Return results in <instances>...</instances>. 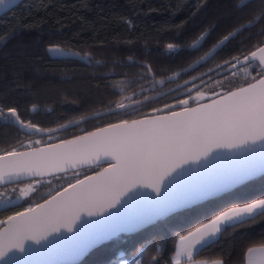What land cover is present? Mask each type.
Listing matches in <instances>:
<instances>
[{"label": "snow or ice", "instance_id": "6c2138e0", "mask_svg": "<svg viewBox=\"0 0 264 264\" xmlns=\"http://www.w3.org/2000/svg\"><path fill=\"white\" fill-rule=\"evenodd\" d=\"M15 3L0 0V10ZM176 47L167 44L168 50ZM48 51L62 49L54 45ZM240 61L233 57L225 63L235 68ZM242 71L248 77L246 86L213 92L216 98L199 89L193 97L189 89L188 98L152 109L159 115L128 118L141 110L132 105L144 102L138 96L127 97L132 105L118 102L115 109L96 117H115L106 126L54 143L45 144L44 137L52 139L58 130L25 122L15 107H7L6 112L0 107V119L12 118L22 133L40 134L22 145L26 150L0 154V203L12 204L38 193L45 176L64 181L66 175L58 174L83 165L94 169V174L82 178L74 172V179L57 185L42 202L33 197L23 211L0 219V264H51L30 259L33 256L74 260L101 241L264 175V46L243 56ZM23 178L29 182L20 186ZM257 219H264V199L221 211L187 235H179L174 264H200L196 254L219 234ZM257 251L264 253V247L247 249L248 264H254Z\"/></svg>", "mask_w": 264, "mask_h": 264}, {"label": "trees", "instance_id": "16d2710c", "mask_svg": "<svg viewBox=\"0 0 264 264\" xmlns=\"http://www.w3.org/2000/svg\"><path fill=\"white\" fill-rule=\"evenodd\" d=\"M240 1L25 0L0 18V107L5 112L7 107H15L25 122L53 129L113 109L118 102L131 104L127 97L144 98L148 92L140 91L149 87L150 80L162 81L172 90L174 83L197 69L176 81H166L168 76L194 63L238 25L251 23L264 13V0L237 8ZM213 25L202 49L189 51L188 47ZM262 31L264 18L240 31L225 48L233 49L239 43L243 46L242 37L247 33L248 49H258L264 45ZM168 43L178 47L168 50ZM54 45L70 57L52 58L48 49ZM245 80L236 78L231 84L241 85ZM170 97L169 92L161 99L137 105L141 110L128 118L160 114L152 113V109L170 102ZM114 119L86 121L52 135V143L106 126ZM0 129L7 130L5 135L0 134V154L16 149L20 137L13 134L10 126L0 125ZM33 138L40 136L34 134ZM93 172L94 169L79 171L81 178ZM73 173L64 181L52 178L48 180L51 183L42 184H49L53 191L57 185L74 179ZM38 198L42 202V196ZM222 198L221 205L213 206L214 200L208 201L161 219L134 235H123L127 237L125 246L116 238L92 251L79 264H114L121 259L127 264H172L179 235H186L229 207L263 199L264 175L217 199ZM29 200L25 199L23 206ZM10 207L0 205V219L15 213L16 209ZM259 246H264V219L229 228L195 258L245 264L247 249Z\"/></svg>", "mask_w": 264, "mask_h": 264}, {"label": "flooded vegetation", "instance_id": "af4514ba", "mask_svg": "<svg viewBox=\"0 0 264 264\" xmlns=\"http://www.w3.org/2000/svg\"><path fill=\"white\" fill-rule=\"evenodd\" d=\"M248 4H246V5H248ZM242 25H244V24L238 25L235 28V30L238 29L239 27H241ZM212 28L214 29V25L208 31L210 32V30H212ZM248 38H249V34L246 33L242 37L243 41L245 42V44L243 46L242 45L240 46V43H239V44L236 45L237 47L234 45L233 49L232 48L231 49L230 48L226 49L225 46L227 45V47H228V44H229V42L231 40L230 39L229 42L221 50H219L209 61H207L204 65H202L199 68H197V70H196L197 72L195 71V73L190 75V76H184L181 80H179L178 82L174 83V85H172V86H174V88H175L178 85H181V84H184V83H186L188 81H191L195 77L204 75V74H206V73H208L210 71H213L212 73H210V74H208V75H206V76H204V77H202L200 79H197L193 83H189L184 88H181V89H179V90H177L175 92H170L171 93V97L169 98L170 102L169 101H164V103H162L161 106L158 107V108H164L163 106L166 105V104H175L176 100H178L180 98H188L189 89L191 90V95L193 97L196 95L197 89H199L201 91H204L206 93V96L211 97L213 92L232 90L236 84L235 85L231 84V81L235 80L236 78L246 79L245 83L241 84V85H246L248 77L246 76V73L244 71H242V66L241 67H237L234 70L230 71L229 70L230 69L229 65L226 64L225 62L232 60L233 57H240L241 61H243V56L244 55H249L251 51L257 50V49H253V50L250 51V49H248L249 46L246 45V42H247ZM204 43H205V41L195 51L201 50L203 45H204ZM214 46L215 45H213L211 47V49ZM211 49L205 50V52H203L202 55L197 60H199L201 57H203ZM233 62H235V61H233ZM256 63H258V61H254L253 62V64H256ZM225 71H227V72H225ZM249 71H252V69L250 68ZM232 73H235V75H232ZM242 77H246V78H242ZM166 81H168V80H166ZM149 83H150V85H149V87L147 89H143V90L140 91V93H142L144 91H147L148 94L145 97H147L148 99L152 98V97H158L155 100L161 99L162 97H164V95H166L167 93H169V91H171V88L168 89V85H166V84L164 85L162 83V81H159V80L151 81L150 80L149 82H147V84H149ZM195 87H197V88L195 89ZM144 98H142L140 100H142L143 102L146 101ZM155 100L146 101V102L143 103V105H145L148 102L155 101ZM205 101L206 100H201L200 103L205 102ZM165 102H166V104H165ZM189 104L191 106H194V105H196V102L194 100H189ZM131 105H132V103H131ZM132 106L135 107L137 105H132ZM179 107L180 106H177V110H179ZM167 111H168V109H165V112H167ZM0 125L1 126H6V125L10 126L11 130L13 131V134L16 137L17 136L20 137V139L16 141L17 147L15 146L16 149H18V150L23 148L22 145H27L31 140H35L36 139V138H33V135H28V134L22 133L21 130L19 129L18 125H16L14 122H12V118H9V121H7V122L5 120H3V119H0ZM6 133H7L6 129H3V130L0 129V134H4L5 135ZM25 138H27V139H25ZM53 141H54V139H50V140L46 139V141H44V143L45 144H47L48 142L52 143ZM28 182L29 181L23 182L20 186H24ZM38 189H39L38 193L33 192V193L29 194V196L21 198L19 200H15L14 199V203H12V204H8V205L5 204V205L7 207H9V208H11L10 206H12L16 210L20 209V211H23L24 207L27 206V205L23 206V204H22V202L25 199L29 200V199H32L33 197H35L36 199H39L38 196H40V197L42 196L43 197L44 195H46V193L50 192V185L48 184V186H47V184H41V185L38 186ZM1 204H3V203H0V205ZM21 205L23 207H20Z\"/></svg>", "mask_w": 264, "mask_h": 264}, {"label": "water", "instance_id": "95a60500", "mask_svg": "<svg viewBox=\"0 0 264 264\" xmlns=\"http://www.w3.org/2000/svg\"><path fill=\"white\" fill-rule=\"evenodd\" d=\"M23 1H25V0H16V3L15 4H13L10 8H6V9H4V10H0V18L2 17V16H4L6 13H8V12H10V11H12L13 9H15L16 7H18ZM251 1H254V0H241L240 2H239V4H238V8H242L243 6H245L246 4H248V3H250ZM259 17H261V16H259ZM258 20L259 19H255L253 22H251V23H246V24H244V25H242L241 27H239L238 29H236L235 31H233L232 33H230L229 35H227L228 37H229V39L228 40H224V38L221 40V41H219L208 53H206L203 57H201L199 60H197L196 62H194V63H192V64H190V65H188L186 68H184L183 70H181V71H178V72H176V73H174V74H172V75H170V76H168L167 78H166V80H168V81H176L177 79H178V77L180 76V75H182V74H187V73H189V72H191V71H193V70H196L197 68H199L200 66H202V65H204L207 61H209L219 50H221L228 42H229V40L230 39H232L234 36H236L240 31H242L243 29H245V28H250L251 26H254L257 22H258ZM208 34H209V31H206L205 33H203L201 36H203L204 37V39H200V37L193 43V44H195L196 46L195 47H192V45L188 48L189 49V51H195V50H197L202 44H203V42L206 40V38H207V36H208ZM49 55L52 57V58H54V59H66V58H69L70 56L69 55H67L64 51H60V52H55V51H53V52H49ZM241 66H243V61H241L240 62V64L239 65H237V67H241ZM237 67H235V68H237ZM235 68H230L229 70L231 71V70H234ZM216 70V69H215ZM213 71H210V72H208V73H206V74H204V75H201V76H198V77H195V78H193L191 81H188V82H186V83H184V84H181V85H178V86H176L175 88H173L171 91H169V92H175V91H177V90H179V89H181V88H184L185 86H187L189 83H193V82H195L197 79H200V78H202V77H204V76H206V75H208V74H210V73H212ZM225 72H227V71H225ZM246 86V85H245ZM197 87H195V89H196ZM158 97H152V98H149V99H147L146 101H150V100H155V99H157ZM210 98H216V97H214V96H211ZM146 101H144V102H146ZM205 102H209V101H205ZM202 103H204V102H202ZM131 105V104H130ZM194 106H196V105H194ZM193 106V107H194ZM113 109H115V108H113ZM108 110H106V111H102V112H99V113H96V114H94V115H90V116H87V117H85V118H82V119H80V120H77V121H74V122H71V123H67V124H65V125H62V126H59V127H56V128H53V129H56V130H58V131H55V132H53L52 133V135H54V134H57V133H60V132H63V131H65V130H67V129H70V128H72V127H75V126H77V125H80V124H82V123H84V122H86V121H91V120H95L96 119V117L97 116H99V115H102L103 113H106ZM157 115H159V114H157ZM66 126V127H65ZM93 131H95V130H93ZM25 134V133H24ZM84 134H86V133H84ZM37 135H39L40 136V134H38L37 133ZM81 135H83V134H81ZM72 138H74V137H72ZM72 138H69V139H72ZM60 142V141H59ZM24 150H26V149H24ZM24 150H21V151H24ZM86 169H90L87 165H83V166H80L79 168H77V169H73V170H69L68 171V173L67 174H64V173H60V174H58V175H61V176H65V175H68V174H70V173H73V172H79V171H84V170H86ZM91 174H94V172L93 173H91ZM261 176H263V175H257L255 178H252V179H249L248 181H246V182H242V183H240V184H238V185H235V186H233L232 188H230V189H227V190H225V191H223V192H219V193H217V194H215V195H213V196H210V197H208V198H206V199H203V200H199V201H197V202H195V203H193V204H190V205H188V206H186V207H184V208H180V209H177V210H175L174 212H172V213H170L169 215H167V216H165V217H163V218H161V219H165V218H168V217H170V216H172V215H174V214H177V213H180V212H183V211H186V210H188V209H191V208H194V207H196V206H199V205H202V204H205V203H207L208 201H212V200H215V199H217V198H220V197H222V196H224V195H226V194H228L229 192H231V191H234V190H236L237 188H239V187H241L242 185H245V184H247L248 182H251V181H253V180H255V179H257V178H259V177H261ZM53 177L52 176H45L44 178H43V180L44 181H48L49 179H52ZM37 179H40V178H37ZM28 181V178H23V182H27ZM161 219H159V220H161ZM159 220H157L156 222H158ZM156 222H154V223H151V224H147V225H144V226H142V227H140L139 229H135V230H133V231H130V232H122V233H120V234H118L116 237H113V238H111V239H108V240H104V241H101V242H99V243H97V244H95L94 246H92L91 248H89L82 256H79V257H77V258H75L74 260H73V258H71V257H66V256H33V257H31L30 259H32V260H41V261H50L51 262V264H79L88 254H90L92 251H94L95 249H97L98 247H100V246H102V245H105V244H107V243H109L110 241H112V240H114V239H116V238H118V237H120V236H122V235H126V236H130V235H134V234H136V233H138V232H140V231H142V230H144V229H146V228H148V227H150V226H152L153 224H155Z\"/></svg>", "mask_w": 264, "mask_h": 264}, {"label": "crops", "instance_id": "0c3cea01", "mask_svg": "<svg viewBox=\"0 0 264 264\" xmlns=\"http://www.w3.org/2000/svg\"><path fill=\"white\" fill-rule=\"evenodd\" d=\"M264 199V198H263ZM244 206V205H243ZM235 207H240V206H235ZM227 210V209H226ZM214 218V217H213ZM212 219V218H211ZM210 220V219H209ZM208 220V221H209ZM208 221L204 222V223H207ZM203 224V223H202ZM201 225V224H200ZM199 225V226H200ZM198 227V226H197ZM193 230V229H192ZM187 235V234H186ZM219 237V235H218ZM217 237V238H218ZM216 238V239H217ZM215 239V240H216ZM214 240V241H215ZM179 239L177 240L176 244H175V251H174V254H173V257L175 256L176 254V251H177V248H176V245L178 243ZM261 247H264V246H259V247H253V248H256V249H259ZM173 257H172V264H174V260H173ZM253 261H254V264H261V261L264 260V253H260L259 251L255 252L253 254V257H252ZM200 262V264H217V261H203V260H198ZM220 262V261H219ZM220 264H223L222 262H220ZM245 264H248V252L246 253V258H245Z\"/></svg>", "mask_w": 264, "mask_h": 264}, {"label": "rangeland", "instance_id": "374dc122", "mask_svg": "<svg viewBox=\"0 0 264 264\" xmlns=\"http://www.w3.org/2000/svg\"><path fill=\"white\" fill-rule=\"evenodd\" d=\"M213 64V63H212ZM225 199V198H222V199H217V200H214L213 201V206H218V205H221L222 204V200ZM226 210V209H225ZM224 211V210H223ZM218 215V214H217ZM125 238H127L126 236H120L117 238V241L121 244H123L124 246L126 245L127 241L124 240ZM133 239V236L129 237V240H132ZM120 246H117L116 248L118 249ZM114 264H127V261L125 259H121L120 261H115Z\"/></svg>", "mask_w": 264, "mask_h": 264}]
</instances>
